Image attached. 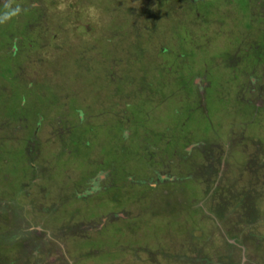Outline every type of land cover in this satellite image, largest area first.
<instances>
[{
  "label": "rangeland",
  "instance_id": "obj_1",
  "mask_svg": "<svg viewBox=\"0 0 264 264\" xmlns=\"http://www.w3.org/2000/svg\"><path fill=\"white\" fill-rule=\"evenodd\" d=\"M0 264H264V0H0Z\"/></svg>",
  "mask_w": 264,
  "mask_h": 264
}]
</instances>
